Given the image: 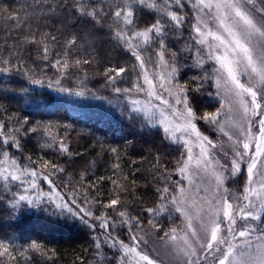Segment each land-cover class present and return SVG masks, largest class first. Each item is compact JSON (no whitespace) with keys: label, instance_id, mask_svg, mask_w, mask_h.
<instances>
[{"label":"snow or ice","instance_id":"1","mask_svg":"<svg viewBox=\"0 0 264 264\" xmlns=\"http://www.w3.org/2000/svg\"><path fill=\"white\" fill-rule=\"evenodd\" d=\"M69 10L57 21L61 27L89 24L134 58L130 64H108L102 73L103 86L118 97H145L132 99L131 111L122 110L121 115L132 120V113H144L148 126L161 128L163 140L181 145L183 151L171 170L160 154L154 156L151 180L144 187L151 186L156 199L143 208L134 194L136 179L123 175L120 149L97 142L101 153L113 155L115 178L94 181L87 170L96 161H85L87 167L76 177L61 163L43 157L27 156L21 163L9 149L23 152L21 141L29 134L42 150L58 153L66 162L81 153L71 148L67 133L54 131L57 126L9 117L14 126L0 121V200L10 196L7 204L17 214L39 209L89 229L90 264H159L150 254L153 239L161 241L178 264H264V6H257V0H34L20 5L15 14L0 8V19L17 32L6 54L0 53V73H21L33 85L68 96H95L86 87L64 84L78 70L84 74L79 81L83 86V66L98 58L71 57L76 35L69 34L56 48L57 35L41 28L43 21ZM26 56L48 62L46 67L56 69L55 78L37 73ZM189 58L201 74L181 82V61ZM123 83L130 86H120ZM200 94L222 97L225 104L206 111L197 99ZM200 122L215 126L227 140L214 143ZM173 172L180 179L172 180ZM61 174L69 179L64 191L58 188ZM105 180L113 186L106 203L101 199ZM177 219L180 223H173ZM28 250L45 254L36 241ZM4 256L11 258L9 245L0 241Z\"/></svg>","mask_w":264,"mask_h":264},{"label":"trees","instance_id":"2","mask_svg":"<svg viewBox=\"0 0 264 264\" xmlns=\"http://www.w3.org/2000/svg\"><path fill=\"white\" fill-rule=\"evenodd\" d=\"M33 3L34 0H0V8H9L10 14H15L20 5ZM70 11L53 16L50 21H43L41 28L51 30L57 35L58 41L54 46L56 48L63 46L69 34L76 35L78 45L70 50L71 57L90 59L96 56L98 58L97 62L91 66H83L87 72V79L83 86L79 81L84 79V74L78 70H75L64 84L65 87L77 89L86 87L96 95L86 93L83 97L68 96L55 89L33 85L21 73L15 71L11 74L0 73V89H2L0 90V121L14 126L16 121L14 119L10 121L9 117L20 119L27 117L29 124H34L36 121L53 124L57 126L54 131L60 132L61 135L67 133L71 148L79 151L81 155L74 157L72 162H66V158L58 153L42 150L33 134H29L21 141L23 152L15 148L9 151L21 163L26 162L27 156H31L33 160L43 157V159L61 163L73 177L85 170L87 167L85 161H96L95 167L87 170L90 180L94 181L96 177L113 176L111 165L116 162L111 153H101L97 142H102L105 148L117 147L120 149L119 163L123 169V175L128 176L129 181L131 179L137 181V185L133 187L139 206L150 207L156 197L152 187H144V185L151 180L149 169L154 163V156L160 154L162 163L171 170L175 168V160L183 148L181 145L163 140L162 129L148 126L147 118L141 113H132V120L121 115L122 110L125 113L131 111L133 106L131 100L125 96L118 97L109 88L104 87L102 73L108 64L117 62L130 64L135 62L134 58L115 47L109 35H98L89 24H65L61 27L57 21L65 19ZM7 33H11V37ZM16 36L17 32L13 30L11 23L0 19V53L6 54ZM26 60L37 73L46 72L45 79H54L57 75L55 68L45 66L48 63L46 61L35 60L34 62L32 57L27 56ZM192 63L191 58L181 61V82L190 81L193 76L201 74L199 68L191 66ZM120 86L130 85L123 83ZM22 88L28 91L21 92ZM209 90L215 91V89ZM136 96L143 95L141 93ZM197 99L203 103L206 111H216L224 105L218 97H208L206 94L198 95ZM171 179L177 180L180 177L173 172ZM68 183V176L61 174L58 178L59 190L64 191L63 185ZM184 183L186 184V181ZM112 187L108 180L101 185V199L105 203L110 198ZM14 190L20 189L14 186ZM10 198L8 196L0 200V241L9 245L11 258L0 257V264H90L93 241L89 229L79 224H70L63 218L52 216L39 209L26 208L18 214L14 213L7 204V199ZM173 215L178 214L173 213ZM165 223L168 221L165 220ZM173 223L179 224L180 220H174ZM32 241L42 245L44 255L28 250ZM21 252H24L23 256L20 255Z\"/></svg>","mask_w":264,"mask_h":264},{"label":"rangeland","instance_id":"3","mask_svg":"<svg viewBox=\"0 0 264 264\" xmlns=\"http://www.w3.org/2000/svg\"><path fill=\"white\" fill-rule=\"evenodd\" d=\"M257 6H264V3H261V0H257ZM243 79L246 81V77ZM218 98L225 104V100L222 97H218ZM132 99L144 100L145 97H144V95L140 96V97H138L136 95H132L130 97V100H132ZM141 114L145 116L144 113H141ZM156 115L158 117L159 114L156 113ZM199 126L201 128V131H203L205 133V135H208L209 138L211 140H213L214 143H219L220 141H226L227 140V137H224L220 132L214 130L215 126L207 125L204 122H200ZM254 131H255V129H254ZM242 179H243V177H241V180ZM186 184H187V181H186ZM43 186H44L45 190H48V186L46 183L43 184ZM233 187L238 188L239 185H233ZM237 242H239V239ZM149 248L154 249V251H151L150 254L159 261V264H178L177 260L171 255L169 249L166 248L161 241L153 239L152 243H150V245H149Z\"/></svg>","mask_w":264,"mask_h":264}]
</instances>
